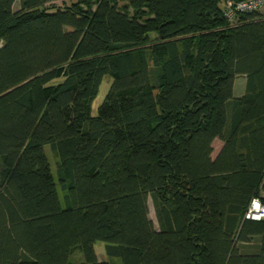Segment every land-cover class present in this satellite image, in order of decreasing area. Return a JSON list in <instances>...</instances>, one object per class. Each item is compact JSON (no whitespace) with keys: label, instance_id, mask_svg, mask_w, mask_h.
Returning <instances> with one entry per match:
<instances>
[{"label":"trees","instance_id":"obj_1","mask_svg":"<svg viewBox=\"0 0 264 264\" xmlns=\"http://www.w3.org/2000/svg\"><path fill=\"white\" fill-rule=\"evenodd\" d=\"M222 1L0 0V264H264V10Z\"/></svg>","mask_w":264,"mask_h":264},{"label":"rangeland","instance_id":"obj_2","mask_svg":"<svg viewBox=\"0 0 264 264\" xmlns=\"http://www.w3.org/2000/svg\"><path fill=\"white\" fill-rule=\"evenodd\" d=\"M223 5V1L221 2V6ZM15 10L17 8H19V2L15 3V6H14ZM152 39H154V36H152ZM111 82H112V79L109 75H106L103 79V82L100 86V90H99V93L97 95V97L95 98V100L93 101L92 103V115L93 116H96L98 114V109L100 107V105L102 104V102L104 101L107 93H108V90L110 88V85H111ZM241 82H243V86L240 87V84ZM244 82H245V78L244 77H238L237 79V85H236V93L239 94L241 90H243L244 92ZM222 147V142L217 139L215 140L214 142V155H216L220 148ZM45 151L50 159V162H51V166H52V171L55 175V178H56V181L58 182L59 181V176H58V161L59 159L55 156V154L52 152L51 150V146L50 145H45ZM58 190H59V194L61 196V199H63L64 197V194H65V191H63L61 189V186L58 185ZM150 217L153 219V221L155 222L156 226H157V219H156V215H155V211H154V207H153V203L152 201L150 200ZM95 250L99 256V259L101 260H105V261H111V262H115V263H121V260L117 257H109L107 254H106V251H105V242L103 241H97L95 243Z\"/></svg>","mask_w":264,"mask_h":264},{"label":"built area","instance_id":"obj_3","mask_svg":"<svg viewBox=\"0 0 264 264\" xmlns=\"http://www.w3.org/2000/svg\"><path fill=\"white\" fill-rule=\"evenodd\" d=\"M222 10L230 22H235L241 14L264 10V0H227L223 2ZM246 217L255 220L264 218V203L259 198L252 200Z\"/></svg>","mask_w":264,"mask_h":264},{"label":"crops","instance_id":"obj_4","mask_svg":"<svg viewBox=\"0 0 264 264\" xmlns=\"http://www.w3.org/2000/svg\"><path fill=\"white\" fill-rule=\"evenodd\" d=\"M241 86L240 87H242L243 86V82H241V84H240ZM242 92V91H241ZM241 94V93H240ZM98 255V254H97ZM99 257V256H98ZM101 260V259H100Z\"/></svg>","mask_w":264,"mask_h":264}]
</instances>
